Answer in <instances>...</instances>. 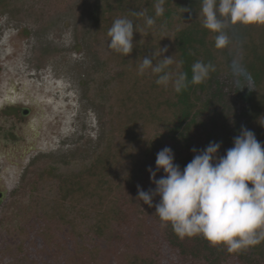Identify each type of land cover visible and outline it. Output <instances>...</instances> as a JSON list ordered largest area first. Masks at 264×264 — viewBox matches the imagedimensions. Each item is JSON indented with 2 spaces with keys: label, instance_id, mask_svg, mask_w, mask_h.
Wrapping results in <instances>:
<instances>
[{
  "label": "trees",
  "instance_id": "16d2710c",
  "mask_svg": "<svg viewBox=\"0 0 264 264\" xmlns=\"http://www.w3.org/2000/svg\"><path fill=\"white\" fill-rule=\"evenodd\" d=\"M22 1L0 0V14ZM153 5L154 0L96 1L91 38L101 70L89 85V96L105 111L103 135L92 154L54 160L40 170L28 183L32 196L26 210L34 213L35 222H60L77 240L91 235L104 239L123 253L126 264H264V241L229 253L202 235L181 239L171 224L164 225L154 215L159 197L153 206L137 199L138 185L144 191L155 188L148 169L155 170L157 153L165 147L173 150L175 163L183 169L194 156L192 149H204L210 142L221 143L219 155H224L242 126L264 145V25L230 27V44L217 49L216 34L198 19L200 0H166L164 15L149 28L144 17L133 13L155 17ZM119 17L138 25L129 56L108 47V30ZM161 48L168 49L163 56H174L171 69L187 72L189 81L196 61L211 63L215 71L202 84H190L178 94L171 85H157L150 70L138 74V60ZM235 66L245 73L232 75L229 69ZM258 79L259 86L253 83ZM230 91L234 95L228 100ZM163 175L161 170L156 178ZM26 217L20 211L19 225L7 234L25 247L0 248V264H23L46 246L47 232L40 227L28 232ZM123 221L136 236L128 242L115 230ZM76 245L88 254L83 264H98L99 247Z\"/></svg>",
  "mask_w": 264,
  "mask_h": 264
},
{
  "label": "rangeland",
  "instance_id": "374dc122",
  "mask_svg": "<svg viewBox=\"0 0 264 264\" xmlns=\"http://www.w3.org/2000/svg\"><path fill=\"white\" fill-rule=\"evenodd\" d=\"M96 1L23 0L0 14V108L13 103L30 109L26 117L0 119V191L5 192L0 201V248L25 247L7 236L19 225L20 211L27 213L28 232L40 227L49 235L46 246L23 264H83L88 254L76 241L101 249L98 264H126L123 253L104 239L91 235L77 240L60 222H35L34 213L26 210L32 196L28 183L40 170L54 160L92 154L103 135L105 111L89 96V85L101 70L91 38ZM243 70L235 66L229 72L241 76ZM259 80L253 83L259 86ZM231 94L225 97L230 100ZM115 230L125 234L124 241L136 237L124 221Z\"/></svg>",
  "mask_w": 264,
  "mask_h": 264
},
{
  "label": "clouds",
  "instance_id": "9594fccd",
  "mask_svg": "<svg viewBox=\"0 0 264 264\" xmlns=\"http://www.w3.org/2000/svg\"><path fill=\"white\" fill-rule=\"evenodd\" d=\"M165 3L166 0H154L155 17L144 11L133 15L144 17L145 25L151 28L156 18L164 15ZM200 5L198 19L205 29L216 34L217 49L230 44V27L264 25V0H200ZM137 27L127 17L116 18L107 33L109 49L129 56ZM167 51L161 48L138 60V74L150 70L157 76V85H171L179 94L190 84H202L215 71L211 63L196 61L189 81L187 72L171 69L176 61L174 56H163ZM220 149L218 142H210L204 149L193 148L192 160L181 169L175 163L173 150L163 148L157 153L155 170L148 169L155 188L144 191L138 185L137 199L153 206L159 197L154 215L164 225L171 224L179 238L202 235L213 246L222 245L235 253L264 241V145L253 131L242 126L233 138V146L224 155H219ZM161 170L164 175L157 179Z\"/></svg>",
  "mask_w": 264,
  "mask_h": 264
},
{
  "label": "flooded vegetation",
  "instance_id": "af4514ba",
  "mask_svg": "<svg viewBox=\"0 0 264 264\" xmlns=\"http://www.w3.org/2000/svg\"><path fill=\"white\" fill-rule=\"evenodd\" d=\"M30 113V109L29 108H26L25 106H17L13 103H9L7 105H5L4 108H0V119L3 117V116H12V117H15V115H20V117H26L28 114ZM9 134H13L12 137L15 136V133L14 132H10ZM9 134H7L9 136ZM5 196V192H1L0 191V201L3 200Z\"/></svg>",
  "mask_w": 264,
  "mask_h": 264
}]
</instances>
